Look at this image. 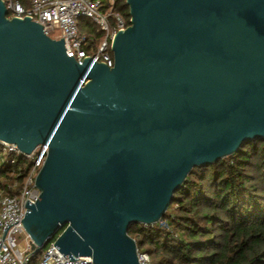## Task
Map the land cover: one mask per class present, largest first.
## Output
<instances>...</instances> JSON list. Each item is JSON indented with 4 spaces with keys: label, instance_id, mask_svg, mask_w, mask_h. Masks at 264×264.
I'll list each match as a JSON object with an SVG mask.
<instances>
[{
    "label": "water",
    "instance_id": "water-1",
    "mask_svg": "<svg viewBox=\"0 0 264 264\" xmlns=\"http://www.w3.org/2000/svg\"><path fill=\"white\" fill-rule=\"evenodd\" d=\"M125 4L108 67L0 0V142L47 146L20 221L35 254L54 239L69 261L138 264L131 225L158 223L192 168L264 140V0Z\"/></svg>",
    "mask_w": 264,
    "mask_h": 264
},
{
    "label": "trees",
    "instance_id": "trees-1",
    "mask_svg": "<svg viewBox=\"0 0 264 264\" xmlns=\"http://www.w3.org/2000/svg\"><path fill=\"white\" fill-rule=\"evenodd\" d=\"M16 1L29 6V0ZM112 11L129 25L125 0H115ZM79 30L93 48L102 39L84 18ZM29 166L22 157L0 166V191L13 193V183L22 184ZM128 235L151 264H264V140L245 142L216 163L192 168L159 222L131 225ZM29 253L35 263L37 254Z\"/></svg>",
    "mask_w": 264,
    "mask_h": 264
},
{
    "label": "built area",
    "instance_id": "built-area-1",
    "mask_svg": "<svg viewBox=\"0 0 264 264\" xmlns=\"http://www.w3.org/2000/svg\"><path fill=\"white\" fill-rule=\"evenodd\" d=\"M2 1L8 19L29 17L31 21L40 24L43 32L51 39L64 40L66 56H72L79 64L88 57L94 63L112 67L111 39L118 30L126 27L121 16L112 11L115 0H107L108 6L101 0H29L27 8L16 0ZM81 18L87 19L97 32L102 33V39L95 48L89 45L90 39L87 35L79 30ZM110 18L113 19L114 27L110 25ZM85 82L83 79L81 85ZM46 154V145H39L26 155L14 144L0 142V166L14 165L20 157L30 164L22 184L18 186L17 181L13 183V193L0 191V264H93L90 257H77L73 261L64 258L53 246L54 239L41 249L35 263L31 261L30 239L20 221L26 211V200L33 204L39 196L34 180ZM19 171L20 167L17 168L15 176L19 175ZM18 236L23 237L26 248L19 247ZM136 254L138 264H151L147 253L137 250Z\"/></svg>",
    "mask_w": 264,
    "mask_h": 264
},
{
    "label": "rangeland",
    "instance_id": "rangeland-1",
    "mask_svg": "<svg viewBox=\"0 0 264 264\" xmlns=\"http://www.w3.org/2000/svg\"><path fill=\"white\" fill-rule=\"evenodd\" d=\"M84 19H85V18H84ZM86 20H87V19H86ZM17 243H18V245H19L20 248H26V242H25V240L23 239L22 236H18V237H17ZM39 254H40V252L37 254V258H38V256H39Z\"/></svg>",
    "mask_w": 264,
    "mask_h": 264
}]
</instances>
